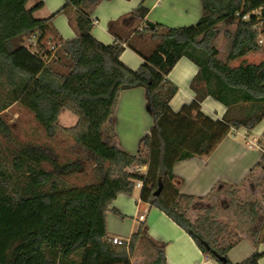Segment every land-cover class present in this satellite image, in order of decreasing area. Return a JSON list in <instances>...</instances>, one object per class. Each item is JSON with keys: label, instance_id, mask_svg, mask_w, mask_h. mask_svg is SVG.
Returning <instances> with one entry per match:
<instances>
[{"label": "trees", "instance_id": "1", "mask_svg": "<svg viewBox=\"0 0 264 264\" xmlns=\"http://www.w3.org/2000/svg\"><path fill=\"white\" fill-rule=\"evenodd\" d=\"M99 1L64 0L57 11L39 18L34 12L43 7L42 1L27 6L28 0H0V112L19 103L46 131H52L60 112L67 110L76 121L62 129L99 163L96 180L72 186L42 166L50 160L38 147L22 144L9 152L0 146V264H132L130 257L142 241L153 250L152 264H166L164 243L148 237L143 221L128 244L107 238L108 211L123 217L109 208L111 201L120 193L131 195L138 179L142 180L140 199L181 227L205 257L218 264H258L264 252H254L239 263H232L227 252L242 233L253 245L264 240V144L258 141L262 154L246 177L263 174L262 203L236 198L246 179L239 185L220 184L204 197L183 194L172 166L178 160L209 155L232 128L250 131L264 116V60L231 66L248 53L264 52L259 43L264 35L260 26L264 0H200L196 23L142 29L155 40L147 54L130 40L115 38L104 44L93 37L91 11ZM143 1L131 11L137 21L148 12ZM59 13L67 16L74 37L63 39L53 27L52 18ZM225 21L234 22L235 28L227 53L220 58L213 40L218 24ZM115 22L109 23L112 34ZM35 32L39 37L33 49L12 46L16 37ZM123 42L143 58L137 69L120 60ZM181 57L198 68L189 84L194 99L173 111L169 102L177 86L167 74ZM138 86L145 89L153 124L131 154L106 142L104 134L113 135L120 91ZM207 96L224 105L221 118L201 111ZM7 132L0 117V133ZM136 164L147 165L145 175L127 171ZM219 187L231 196L233 220H220L213 206H195Z\"/></svg>", "mask_w": 264, "mask_h": 264}, {"label": "crops", "instance_id": "2", "mask_svg": "<svg viewBox=\"0 0 264 264\" xmlns=\"http://www.w3.org/2000/svg\"><path fill=\"white\" fill-rule=\"evenodd\" d=\"M42 1L43 7L34 12L36 17H46L57 11L64 0H28L27 6ZM142 0H100L91 11L94 23L91 34L98 41L109 44L118 38L131 43L143 54H147L154 46L155 40L142 29L148 24H162L166 27L187 26L196 23L201 16L200 0H144L148 8L144 20L137 21L131 15ZM113 34L109 31L110 22ZM223 30L219 24L214 37V44L221 52V44L229 43L230 34L235 28L234 22L225 21ZM52 25L57 33L68 39L76 34L63 13L52 18ZM264 30V22L260 24ZM138 29L137 33H133ZM37 32L31 34L35 35ZM221 36H224V41ZM48 38L53 39L50 34ZM120 54V60L129 68L137 69L143 62L141 55L125 45ZM264 60L263 50L251 52L235 60L231 66L239 64H257ZM198 68L191 60L181 57L168 72L167 78L177 86V90L169 102L173 111H178L184 104L194 99V92L189 84ZM201 111L213 119L222 117L225 107L210 96L205 97L201 104ZM76 121V120H75ZM153 124L152 115L147 105L145 89L133 87L120 91L114 110L113 135L105 132L106 142L115 145L128 153L135 154L138 140L149 133ZM264 144V116L250 130L232 128L207 156H194L176 161L172 166V173L179 180L180 192L194 197H204L220 184L239 185L259 161ZM123 215L108 211L107 238L119 237L129 239L136 231L139 223L145 222L148 237L156 243H164V258L166 264H218L205 257L198 249L192 238L164 212L150 207L140 199V188L135 187L131 195L118 194L110 203ZM144 215V220L139 219ZM254 252H264V240L253 245L246 233L241 234L239 241L232 246L227 257L232 263H239ZM258 264H264V254L258 259Z\"/></svg>", "mask_w": 264, "mask_h": 264}, {"label": "rangeland", "instance_id": "3", "mask_svg": "<svg viewBox=\"0 0 264 264\" xmlns=\"http://www.w3.org/2000/svg\"><path fill=\"white\" fill-rule=\"evenodd\" d=\"M219 29L229 27L227 24H219ZM39 35L23 34L12 41V46L30 44L31 49L35 47ZM224 41V36H221ZM259 39L264 46V35ZM45 47L49 44L46 39L42 42ZM221 44L220 58L225 57L229 43ZM1 119L8 126L6 134L0 133V146L6 151H12L22 144H30L44 151L50 161L43 162L42 166L48 170L61 175L68 185L83 186L96 180L99 163H96L95 156L78 145L71 134L62 129V127H71L75 124L76 117L63 109L58 117V126L52 131H46L44 127L35 120L33 113L19 103H13L8 108L0 112ZM56 163L57 167L52 164ZM66 165V166H64ZM263 183V174L253 173L236 190V198L240 201L263 202L261 187ZM231 196L227 190L219 187L218 191L210 194L203 201L196 202L195 206L209 207L213 206L216 210V216L222 220H233V207L229 206ZM194 209L191 215L195 214ZM153 250L146 241L138 243L130 257L132 264H152Z\"/></svg>", "mask_w": 264, "mask_h": 264}, {"label": "built area", "instance_id": "4", "mask_svg": "<svg viewBox=\"0 0 264 264\" xmlns=\"http://www.w3.org/2000/svg\"><path fill=\"white\" fill-rule=\"evenodd\" d=\"M247 17H248V15H244L243 16L244 19H246ZM261 42L262 41L259 40V43H261ZM30 44L32 45L34 43H29V44L26 45V47L31 48ZM51 48H53V47L51 46ZM146 170H147V165L146 164H142V165L136 164V165H133V166L127 168V171H129V172H137V173H140L142 175L146 174ZM141 186H142V180L141 179H138V180H136L134 182V188L135 187L141 188ZM139 219L140 220H144V215H139ZM111 241L114 244H121L122 242H125V244H128L129 239L122 240L119 237H112Z\"/></svg>", "mask_w": 264, "mask_h": 264}, {"label": "water", "instance_id": "5", "mask_svg": "<svg viewBox=\"0 0 264 264\" xmlns=\"http://www.w3.org/2000/svg\"><path fill=\"white\" fill-rule=\"evenodd\" d=\"M147 26H149L150 28H153V24L152 23H148ZM158 191H156L157 193Z\"/></svg>", "mask_w": 264, "mask_h": 264}]
</instances>
